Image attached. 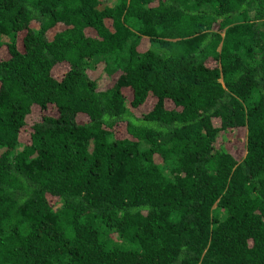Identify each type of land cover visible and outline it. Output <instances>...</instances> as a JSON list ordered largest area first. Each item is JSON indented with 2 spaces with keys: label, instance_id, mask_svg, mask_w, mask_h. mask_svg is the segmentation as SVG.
Here are the masks:
<instances>
[{
  "label": "trees",
  "instance_id": "16d2710c",
  "mask_svg": "<svg viewBox=\"0 0 264 264\" xmlns=\"http://www.w3.org/2000/svg\"><path fill=\"white\" fill-rule=\"evenodd\" d=\"M100 5L0 0V264H264V0Z\"/></svg>",
  "mask_w": 264,
  "mask_h": 264
},
{
  "label": "rangeland",
  "instance_id": "374dc122",
  "mask_svg": "<svg viewBox=\"0 0 264 264\" xmlns=\"http://www.w3.org/2000/svg\"><path fill=\"white\" fill-rule=\"evenodd\" d=\"M114 0H101V5L99 6L100 9H104L106 6L113 5ZM110 78L106 74H103L101 77V80L99 82V85L102 87H105L107 84H109Z\"/></svg>",
  "mask_w": 264,
  "mask_h": 264
}]
</instances>
